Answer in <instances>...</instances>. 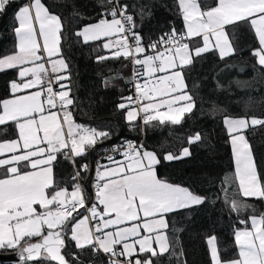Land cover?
Returning a JSON list of instances; mask_svg holds the SVG:
<instances>
[{
    "label": "snow or ice",
    "instance_id": "1",
    "mask_svg": "<svg viewBox=\"0 0 264 264\" xmlns=\"http://www.w3.org/2000/svg\"><path fill=\"white\" fill-rule=\"evenodd\" d=\"M13 2L0 0V13ZM99 2L103 9L99 19L84 25L75 35L82 37L84 43L105 38L102 47L112 50L111 56H97L98 62L125 58L134 66L143 67V72L134 71V77L128 81L134 85L137 107L118 105L120 109H128L126 120L130 123L140 118L144 125L153 121L181 124L195 107L191 93L198 87L189 88L186 69L213 50L221 60L230 57L236 51L230 30L240 24L246 23L254 31L258 46L252 49V55L264 67V0H213L212 3L176 0L184 27L178 29L171 25L170 31L146 44L140 25L129 10L130 7L134 10V5L122 0ZM139 15L142 20L144 8ZM14 16L19 22L14 29L18 51L0 58V71L16 69L21 80L10 82L13 98L0 100V126L13 122L18 130L16 139L0 142V155L9 154L0 158L3 169L0 173L3 176L0 178V249H19L20 260L25 262L40 258L55 264H84L80 257L90 251L94 257L103 255L106 264H159L165 255L170 261L176 258L179 264L183 250L177 256L167 234L171 229L166 217L177 210L200 206L207 197L159 178L155 168L160 163L157 153L132 141L112 146L110 150L122 155L123 161L114 160L113 155L106 156L112 167L97 161L94 198L89 197L81 172H88L90 165L85 163L77 168L75 159L85 156L97 143L110 139L112 133L77 124L72 118L70 108L75 107V101L70 95V73L58 74L68 72L69 68L62 54L61 17L51 12L42 0H28ZM38 35L43 38L42 49ZM195 38H201V42ZM41 50L47 54L59 89L54 91L49 80L46 90L15 95L45 82L41 76L46 72L45 64L37 63L42 59ZM149 50L152 54H148ZM56 56L59 58L52 59ZM29 74L32 78L26 79ZM139 77L147 79L140 83ZM122 78L121 74L110 77L111 80ZM110 79H105V86ZM65 80L69 83H62ZM44 91L46 99L42 100ZM122 100L131 102L134 97H122ZM141 100L146 102L140 103ZM57 105L63 113V122L57 111H52ZM164 108L166 111L161 110ZM224 124L233 145L235 177L242 197L229 199L227 188L222 186L224 203L230 212L244 214L251 210L253 214L239 220L243 228L234 229V243L238 248L234 258H223L216 236L207 238L211 264H264V212L255 214V205L247 203V198L264 202V176L258 174L252 148L243 134L250 128L264 126V119L225 115ZM201 139V134L195 133L187 137V143L191 145ZM190 155L189 148L183 147L179 155L168 152L163 159L171 161ZM59 156L73 164L71 192L54 178L53 169L59 163ZM90 221L94 222L92 227L88 226ZM126 222H131L130 226H122ZM70 246L77 251L69 253Z\"/></svg>",
    "mask_w": 264,
    "mask_h": 264
},
{
    "label": "trees",
    "instance_id": "2",
    "mask_svg": "<svg viewBox=\"0 0 264 264\" xmlns=\"http://www.w3.org/2000/svg\"><path fill=\"white\" fill-rule=\"evenodd\" d=\"M27 2L28 0H14L0 15V58L17 51L13 31L14 13ZM122 2L135 6L134 10L131 7L129 10L140 25L139 31L145 44L170 31L171 25L178 29L184 27L176 0H122ZM208 2L212 3L213 0ZM42 3L51 12L59 15L63 23L62 54L69 68L68 72L62 73L63 75L70 73V95L75 101V107L70 108L72 118L83 126L112 133L110 139L97 143L85 156L76 158V167L83 163L91 164L101 147L122 145L125 141L143 144L147 150L155 151L160 159V163L155 166L159 178L189 187L197 194L207 197L206 202L200 206L177 210L166 217L171 229L167 234L177 256L181 249L183 250L179 264H211L207 238L213 235L218 238V248L223 258H234L238 254L234 243V229L243 228L244 225H241L239 220L247 219L253 212L251 210L244 214L230 212L224 203L222 186L227 188L229 199L240 200L242 197L235 177L230 135L225 128L223 115L240 118L255 116L264 119V69L256 65L251 55L252 49L258 46L252 28L244 23L230 30V40L236 49L230 57L221 60L213 50L203 54L201 59L186 69L188 72L186 83L189 88L193 85L198 87L191 93L195 98V107L190 114H186L181 124L152 122L144 125L140 118L128 122L125 115L127 109L118 107L122 102L129 104L130 107H137L134 103V85L128 81L134 77V71L143 72V67L134 66L125 58H110L98 62L97 56H111L107 53L108 50L102 47L104 40L84 43L75 35L77 29L99 19V14L103 11L99 0H42ZM141 8L145 9L142 20L139 15ZM148 54H151L150 50ZM113 74H121L123 78L111 80ZM106 78L110 79L107 86ZM17 79L16 69L0 71V100L13 95L10 82ZM144 79L147 77L137 78L140 83H143ZM62 83L68 84L69 81L65 80ZM54 85L59 89L57 83L54 82ZM44 94L46 91L42 92L43 100ZM128 96H133L134 100L131 102L122 100V97ZM144 102L146 101H140ZM216 109L217 115H211ZM195 133H200L202 139L189 145L187 137ZM243 134L252 148L257 172L264 176V126L250 128ZM14 137L13 122L0 126L1 140ZM183 147L189 148L190 156L171 161L163 159L168 152L179 155ZM58 159L59 163L55 164L53 169L54 178L71 188L73 164L62 156ZM2 171L0 168V173ZM81 176L84 178L83 185L87 191L89 188L86 172L82 171ZM1 177L3 176L0 175ZM247 203L255 205L257 209L255 214L264 212V202L247 198ZM15 250L17 249H0V253ZM76 251L74 246L68 248L69 253ZM80 258L84 264H106L103 255L94 257L90 251L84 252ZM22 264L55 262L38 258ZM159 264H178V261L176 258L170 261L165 255L160 258Z\"/></svg>",
    "mask_w": 264,
    "mask_h": 264
},
{
    "label": "built area",
    "instance_id": "3",
    "mask_svg": "<svg viewBox=\"0 0 264 264\" xmlns=\"http://www.w3.org/2000/svg\"><path fill=\"white\" fill-rule=\"evenodd\" d=\"M151 52V50H150ZM152 54V53H151ZM158 63V62H157ZM43 78H44V83L48 86V81L49 80H52V83H51V86L53 87V90L56 91L58 90L57 87H55L54 85V81H53V75L51 74V72L46 69V72L43 73L41 75ZM44 99H46V94L43 95ZM135 103V102H134ZM52 110H56L57 113L59 114V116L61 118H63V113L59 110V105H57V108L56 109H52ZM144 114H142L143 116ZM141 116V117H142ZM142 120V119H141ZM137 145H139L140 143H135ZM115 146V145H114ZM112 146L110 147H101L100 150L98 151V153L96 154L93 162H91L90 165V169L88 172H86V180L88 182V190L86 191V194L89 196V197H92L94 198V187H93V181L95 180V177H96V165H97V161H99L102 165H108V164H111V162H109L106 158L107 155H113L114 157V160H117V159H120V158H124L122 155H120L119 153H112L110 150H111ZM105 150H109L107 153L105 152ZM85 164V163H83ZM102 170V169H101ZM73 172H74V167H73ZM91 222V221H90ZM91 224H93V222H91Z\"/></svg>",
    "mask_w": 264,
    "mask_h": 264
},
{
    "label": "rangeland",
    "instance_id": "4",
    "mask_svg": "<svg viewBox=\"0 0 264 264\" xmlns=\"http://www.w3.org/2000/svg\"><path fill=\"white\" fill-rule=\"evenodd\" d=\"M0 15H1V13H0ZM182 16V15H181ZM17 21V20H16ZM94 22H96V21H94ZM94 22H90V23H94ZM88 24V23H87ZM86 25V24H85ZM19 26V22L17 21V27ZM84 26V25H83ZM82 26V27H83ZM36 27H37V30H38V24H36ZM82 27H80L79 29H81ZM79 29H77L76 30V32L79 30ZM16 35V34H15ZM80 39L82 40V37H80ZM18 40V37L16 36V41ZM101 40H104V42H105V38H102ZM83 41V40H82ZM38 42L40 43V45L43 47V38L42 37H39V35H38ZM42 47H41V49H42ZM108 50V49H107ZM111 51L112 50H108V52L107 53H110L111 54ZM43 56H45L46 58H47V54L45 53V52H43ZM59 58V56H56V57H53L52 59H58ZM37 63H44L45 64V68L46 69H48L50 72H51V64L48 62V58H47V63H45V61H43V62H40V61H37ZM26 66H28V67H31L32 65L31 64H28V65H26ZM43 73H41V75H42ZM51 74H53L52 72H51ZM58 74H61V75H63V73L61 72V73H58ZM56 74H53V76H55ZM156 75L157 76H159V75H164V73H156ZM30 76H32V74H29V77ZM30 79V78H29ZM53 81H54V77H53ZM47 88V86L44 84V86L43 87H39V88H37L38 90H42V89H46ZM58 88H59V84H58ZM32 92H33V90H31ZM122 103H124V102H122ZM45 109H46V111H45V115H47V111H48V109H47V107H45ZM128 110V109H127ZM127 110H126V112H127ZM162 111H166V108H164V109H161ZM220 110V109H219ZM52 111H56V110H52ZM217 113H218V109H216L213 113L211 112V115H213V116H216L217 115ZM125 115H126V113H125ZM224 116L225 115H223V122H224ZM58 117L60 118V120H61V122H63V118H61L60 116H59V114H58ZM229 117H231V116H229ZM38 118V117H37ZM233 118H240V117H233ZM154 123H156V124H159V122H157V121H153ZM77 123V122H76ZM78 124V123H77ZM81 125V124H80ZM225 125V124H224ZM225 128H226V130H227V126L225 125ZM18 131V130H17ZM227 132H228V130H227ZM65 134H67V126H65ZM41 135H42V133H41ZM230 140H231V137H230ZM231 147H232V153H233V155H234V151H233V145H232V143H231ZM167 154V153H166ZM165 154V155H166ZM7 156H0V158H6ZM234 161L236 162V160H235V155H234ZM86 214V213H85ZM83 217L81 216V217H78V219H82ZM89 227H91V223L89 222V225H88ZM123 226H130V224H125V225H123ZM142 231V234H143V230H141ZM209 247V246H208ZM209 252H210V249H209ZM211 257V256H210Z\"/></svg>",
    "mask_w": 264,
    "mask_h": 264
},
{
    "label": "crops",
    "instance_id": "5",
    "mask_svg": "<svg viewBox=\"0 0 264 264\" xmlns=\"http://www.w3.org/2000/svg\"><path fill=\"white\" fill-rule=\"evenodd\" d=\"M184 22V21H183ZM17 27V21H16V18H15V26H14V29ZM14 31V30H13ZM254 32V31H253ZM255 34V33H254ZM14 37H15V41H16V35H15V31H14ZM257 39V38H256ZM195 40L196 41H198V42H201V38H195ZM257 43H258V41H257ZM17 45H18V40L16 41V47H17ZM42 47V46H41ZM43 48V47H42ZM17 51H18V48H17ZM217 52V51H216ZM13 54V53H12ZM40 55H41V57H42V59L40 60V62H43V61H45V63H47V58L45 57V56H43V51L41 50V52L39 53ZM11 55V54H10ZM29 78H32V76H30V77H28V78H26V79H29ZM17 82H21V80H20V78L18 77V79L16 80ZM44 86V83L43 84H41V85H37V86H34L33 88H31V89H24V90H22V91H20V92H18V93H16L15 95H27V94H30L32 91L31 90H33V92L34 91H41V90H38L37 88H39V87H43ZM13 94V93H12ZM14 95V94H13ZM13 95L12 96H10V97H8V98H13ZM8 98H5V99H8ZM41 99L43 100V98L41 97ZM45 107H47V105H46V103H45ZM37 117H38V114H37ZM17 133H18V131H17V129L15 128V137L14 138H10V139H16L17 138ZM10 139H6V140H10ZM5 139L4 140H1L0 139V142H3V141H6ZM230 145H231V140H230ZM231 149H232V147H231ZM149 151H151V150H149ZM9 154H7V153H5V154H3V156H8ZM0 156H2V155H0ZM233 158H234V155H233ZM124 160V158H120V159H117V161H123ZM107 166H109V167H112V166H114V165H112V164H108ZM234 167H235V173H236V162L234 161ZM30 170V169H29ZM102 171H103V169H102ZM1 178H3V177H1ZM115 178V177H114ZM237 178V177H236ZM237 181H238V184H239V180H238V178H237ZM61 186L62 187H64V186H67V185H63V184H61ZM68 187V186H67ZM68 190H69V192H71V190H72V186H71V188H69L68 187ZM101 208H102V206H100ZM87 214V213H86ZM141 215H142V213H141ZM142 222V221H141ZM91 223V222H90ZM94 223V222H93ZM126 224H131V222H126ZM93 226V224H91V227ZM123 226V225H122ZM251 227V224H249V228ZM5 249H7V248H5ZM237 251H238V248H237Z\"/></svg>",
    "mask_w": 264,
    "mask_h": 264
},
{
    "label": "water",
    "instance_id": "6",
    "mask_svg": "<svg viewBox=\"0 0 264 264\" xmlns=\"http://www.w3.org/2000/svg\"><path fill=\"white\" fill-rule=\"evenodd\" d=\"M252 55V51H251ZM253 56V55H252ZM254 57V56H253ZM255 63L258 67L263 68L257 64V58L254 57ZM1 262H7V263H13V264H21L22 262L24 263L25 261H21L19 257V249L12 251V252H6V253H0V263Z\"/></svg>",
    "mask_w": 264,
    "mask_h": 264
},
{
    "label": "bare ground",
    "instance_id": "7",
    "mask_svg": "<svg viewBox=\"0 0 264 264\" xmlns=\"http://www.w3.org/2000/svg\"><path fill=\"white\" fill-rule=\"evenodd\" d=\"M22 263H23V262H22ZM22 263H21V264H22Z\"/></svg>",
    "mask_w": 264,
    "mask_h": 264
}]
</instances>
